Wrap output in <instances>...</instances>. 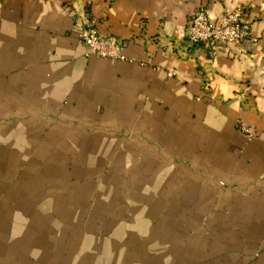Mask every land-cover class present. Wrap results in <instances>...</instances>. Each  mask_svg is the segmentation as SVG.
Here are the masks:
<instances>
[{"label":"crops","instance_id":"crops-1","mask_svg":"<svg viewBox=\"0 0 264 264\" xmlns=\"http://www.w3.org/2000/svg\"><path fill=\"white\" fill-rule=\"evenodd\" d=\"M0 264H264V0H0Z\"/></svg>","mask_w":264,"mask_h":264},{"label":"built area","instance_id":"built-area-1","mask_svg":"<svg viewBox=\"0 0 264 264\" xmlns=\"http://www.w3.org/2000/svg\"><path fill=\"white\" fill-rule=\"evenodd\" d=\"M76 27L79 38L90 53L108 59L124 58V42L101 35L96 20L82 17ZM186 38L191 45L207 46L224 43L239 45L248 40L257 41L252 34V22L247 17L246 7L225 8L214 18H210L205 3L200 4L192 14ZM241 126L243 131L251 134L250 129L243 123Z\"/></svg>","mask_w":264,"mask_h":264}]
</instances>
